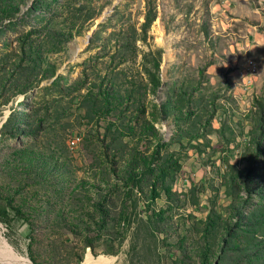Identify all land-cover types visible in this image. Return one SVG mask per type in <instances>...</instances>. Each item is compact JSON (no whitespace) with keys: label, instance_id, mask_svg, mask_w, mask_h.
Instances as JSON below:
<instances>
[{"label":"rangeland","instance_id":"374dc122","mask_svg":"<svg viewBox=\"0 0 264 264\" xmlns=\"http://www.w3.org/2000/svg\"><path fill=\"white\" fill-rule=\"evenodd\" d=\"M80 1L90 3L92 11L71 15L67 26L74 36L50 58L54 77L0 104V130L15 108L32 112L27 120L32 136L0 142V190L14 197L34 228L31 232L11 214L0 222V242L32 264L30 256L37 264H82L87 253L109 264H201L200 252L208 245L207 264H264L262 229L255 232L250 261L229 250L231 244L220 251L223 223L237 235L264 223V197L253 199L259 203L254 208L240 207L247 198L246 175L253 183L264 178V156L259 164L249 136L257 125L255 102L264 106V0H249L244 8L236 3L241 0ZM148 9L156 19L142 41ZM88 14L95 19L83 22ZM124 38L135 50L132 60L119 65L118 41ZM241 41L251 49H238ZM159 50L163 86L154 95L141 65L145 54ZM246 60L257 65L251 80L246 73L247 91L240 73ZM108 72L121 89L116 91L134 84L145 109L138 124L132 122L136 105L131 103L112 116L81 108L88 84L102 82L106 88ZM174 84L194 95L189 109L180 101V112H189L180 129L174 112L161 120L155 107ZM152 115L158 118L156 132L147 131ZM74 136L80 142L73 146ZM158 141L167 145L160 156H173L181 168L172 185L176 195L167 199L159 189L160 197L147 207L148 186L131 192L125 172L132 154L150 156ZM54 166L49 181L42 182L43 170ZM159 209L167 220L157 228L166 234L151 224ZM238 212L245 215L244 226L237 225ZM209 213L219 226L205 239ZM0 264L11 263L0 253Z\"/></svg>","mask_w":264,"mask_h":264},{"label":"trees","instance_id":"16d2710c","mask_svg":"<svg viewBox=\"0 0 264 264\" xmlns=\"http://www.w3.org/2000/svg\"><path fill=\"white\" fill-rule=\"evenodd\" d=\"M91 8L90 3H82L80 0H0V99H3L0 102L1 105L7 104L11 98L19 94L29 93L41 81L54 77L56 68L50 61V58L51 55L63 50L65 44L74 36L72 30L68 29L69 27L67 26L72 19L71 15H82L84 11H92ZM93 19L95 17L88 14L84 16L83 22ZM155 19L156 15L154 11L148 9L144 23L141 26L143 32L142 41H145L148 29ZM71 29H73L75 34H81L80 30ZM121 41H118L122 53L118 62L119 65L132 60L135 50L133 43L129 39L124 38ZM161 54V50L157 51L154 55L152 52L145 54L143 57L145 61L141 65L148 78L149 93L154 95L163 86L160 80ZM149 57H151V64L147 66L146 62H148ZM121 75L126 76L123 73H119L117 77ZM105 81H107L106 88L103 87L105 84L102 82L99 84H88L86 93L81 96L83 101L81 108L87 110L88 113L112 116V113L114 115L120 113L121 108L131 103L134 106L136 105V117L132 119V122L134 125L138 124L140 118L145 115V109L142 102L136 98V91L133 88L134 84H131L127 90L122 92L120 91V87L115 86L116 84L109 78V72L105 75ZM116 87L120 90L116 91L118 90ZM193 97V90L189 89V87L183 84L180 86L174 84L171 88V94H166L165 100L158 105L155 104L161 120H165L166 115L174 112L172 114L174 123L180 129L181 125L185 123L184 121L187 120L185 117L189 113L180 112V101L184 99L186 108L189 109ZM20 104L28 107L26 103ZM255 106H260L256 112L257 125L252 129L249 136L256 153V161L260 164V160L264 156V106H261L258 101L255 102ZM15 109L1 127V143L8 140H15L19 143L20 136L29 138L33 135L31 126L27 123L28 118L32 116V112L23 113ZM157 119L152 115L151 120L146 121L147 131L156 132L154 123ZM131 130H134L133 127L129 128V131ZM166 146L161 141H158L150 156L138 158V156L132 154V160L129 162L125 172L126 183L130 187L131 192L134 189L140 190L144 184L148 186L149 192L146 195L147 207L154 205L155 201L160 197L159 189L167 199H172L176 195L172 190V185L181 167L178 160L174 159L173 156H160V150H163ZM33 162L34 160L31 159L30 163ZM223 163L227 167L228 158L224 157ZM56 169V166H54L50 167L48 171L43 170L42 172L41 170L40 172L43 174L39 176L40 180L42 182L49 181L52 171ZM251 176V174H247L242 183L247 198L243 199L240 205L241 209L246 207L254 208L259 203L255 202V204L253 199L255 197H264V178L253 183L249 178ZM167 181L170 183H167ZM11 214L27 223L30 231L34 232L32 223L28 222L29 216L21 212L20 206H16L14 197L0 190V222L6 223V219ZM164 214L165 212L159 209L150 216L151 224L155 226L158 234L165 233L164 228H157L161 223L166 222L167 219ZM237 216V225L239 227L244 226L245 215L242 212H238ZM261 225L253 229L252 232L237 235L234 234L228 224L223 223V237L220 251L225 250L228 248V244H231L228 248L229 250L239 253L240 257L250 261L254 255L249 253V251L256 240L255 232L258 229L264 230V223ZM218 226V221L212 218V215L209 213L203 229L205 239L214 234ZM249 233H251L250 236H248ZM183 252L184 257H186V250L183 249ZM210 253L211 249L209 245L205 246L200 252L201 264H207ZM30 260L33 264H37V261L32 256H30Z\"/></svg>","mask_w":264,"mask_h":264},{"label":"bare ground","instance_id":"6f19581e","mask_svg":"<svg viewBox=\"0 0 264 264\" xmlns=\"http://www.w3.org/2000/svg\"><path fill=\"white\" fill-rule=\"evenodd\" d=\"M252 65H255V63L252 61ZM0 253L5 256V258L11 263V264H32L28 260L20 257H15L12 255L11 252H9L7 248V244L4 242H0ZM110 260L104 258V257H98L93 258L89 253L86 254L82 264H109Z\"/></svg>","mask_w":264,"mask_h":264},{"label":"crops","instance_id":"0c3cea01","mask_svg":"<svg viewBox=\"0 0 264 264\" xmlns=\"http://www.w3.org/2000/svg\"><path fill=\"white\" fill-rule=\"evenodd\" d=\"M249 0H247V2L245 1V0H241V2H236L237 4H238V6L240 7V8H244V6L246 7L248 4H249V2H248ZM259 43H260V41H259ZM237 46H238V49H240L239 47H243V48H245V49H251V46L249 45V43L248 42H243L242 43V41L240 42V43H238L237 44ZM259 47V44H255V46H253L252 45V47ZM246 62H247V60H246ZM240 73H241V76H243L244 75V77L242 78V84H243V87H244V90L245 91H247L249 88H250V86L251 85H249L248 84V78H246V73L247 74H249V71H248V68H247V64L245 65V68H244V70H242V71H240ZM255 75V74H254ZM254 75H247V77L249 76V78H250V80H251V76H254Z\"/></svg>","mask_w":264,"mask_h":264},{"label":"built area","instance_id":"2783aa9c","mask_svg":"<svg viewBox=\"0 0 264 264\" xmlns=\"http://www.w3.org/2000/svg\"><path fill=\"white\" fill-rule=\"evenodd\" d=\"M247 67H248V71H249V75H254L257 73V65H252V60H248L247 61ZM80 142V138L78 136H74L71 144L77 145Z\"/></svg>","mask_w":264,"mask_h":264},{"label":"water","instance_id":"95a60500","mask_svg":"<svg viewBox=\"0 0 264 264\" xmlns=\"http://www.w3.org/2000/svg\"><path fill=\"white\" fill-rule=\"evenodd\" d=\"M108 12H111V9H109Z\"/></svg>","mask_w":264,"mask_h":264}]
</instances>
